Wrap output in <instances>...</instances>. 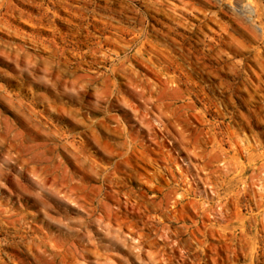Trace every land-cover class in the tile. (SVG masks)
I'll list each match as a JSON object with an SVG mask.
<instances>
[{
    "label": "rangeland",
    "instance_id": "rangeland-1",
    "mask_svg": "<svg viewBox=\"0 0 264 264\" xmlns=\"http://www.w3.org/2000/svg\"><path fill=\"white\" fill-rule=\"evenodd\" d=\"M0 264H264V0H0Z\"/></svg>",
    "mask_w": 264,
    "mask_h": 264
},
{
    "label": "bare ground",
    "instance_id": "bare-ground-1",
    "mask_svg": "<svg viewBox=\"0 0 264 264\" xmlns=\"http://www.w3.org/2000/svg\"><path fill=\"white\" fill-rule=\"evenodd\" d=\"M248 9H249V7H248ZM247 12H248V19L250 18V15L253 13V10L252 9H249V10H247Z\"/></svg>",
    "mask_w": 264,
    "mask_h": 264
}]
</instances>
